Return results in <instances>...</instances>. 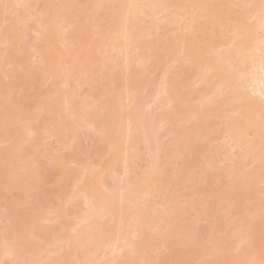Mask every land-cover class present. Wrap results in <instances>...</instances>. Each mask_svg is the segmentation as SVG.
I'll list each match as a JSON object with an SVG mask.
<instances>
[{
	"label": "rangeland",
	"instance_id": "rangeland-1",
	"mask_svg": "<svg viewBox=\"0 0 264 264\" xmlns=\"http://www.w3.org/2000/svg\"><path fill=\"white\" fill-rule=\"evenodd\" d=\"M45 1L0 0V264H264V0Z\"/></svg>",
	"mask_w": 264,
	"mask_h": 264
},
{
	"label": "bare ground",
	"instance_id": "bare-ground-1",
	"mask_svg": "<svg viewBox=\"0 0 264 264\" xmlns=\"http://www.w3.org/2000/svg\"><path fill=\"white\" fill-rule=\"evenodd\" d=\"M37 1H38V0H37ZM44 2L47 3V1H45V0H44ZM135 2H136V0H135ZM138 2H139V0H138ZM8 5H10V4H8ZM10 6H11V5H10ZM2 7L6 8L5 6H2ZM2 7H0V8L2 9ZM4 8L2 9V10L4 11V14H5V12L8 13V10H9V9H8L7 11H5ZM3 11H2V13H3ZM9 11H11V10H9ZM10 13H13V12H10ZM253 17H255V16L253 15ZM258 19H259L258 22H259V24H260V25H259V29H260L261 32H262V33L260 32V33L262 34V37H261V39H260V38H259V39L257 38V41H258V40H261V42H260V44H259V43H256V44H255V46H257V45L259 44L258 47H256L257 49L253 47V49H256L255 51L257 52V54H256V52L253 50L252 53H253V52H255V53H254V54H251V53H250V57H253V56L256 57V61H257L256 63H259L260 61H261L262 63H264V58H263V57H264V32H263V30H264V15H261ZM43 31H44V30H43ZM239 31H240V30H239ZM257 31H258V30H257ZM238 33H239V32H238ZM256 34H258V33H256ZM238 35H239V34H238ZM259 35H260V34H259ZM130 36H131V35H127L126 37H127V38H128V37L131 38ZM239 36H241V35H239ZM127 38H125V39L127 40ZM129 38H128V39H129ZM8 40H9V39H8ZM9 41H10L9 43H11V40H9ZM6 42H7V40H6ZM258 42H259V41H258ZM12 44H13V42H12ZM38 51H39V50H38ZM42 52H43V51H42ZM38 53H39V52H38ZM242 54L245 55V50L243 51ZM37 55H38V56H39V55L41 56V54H37ZM258 55H259L260 57H262V58L259 57V58H260V59H259V58L257 57ZM39 58H40V57H39ZM261 59H263V60H261ZM147 60H149V59H147V58H146V60L144 59V61H147ZM127 61H128V60H127ZM128 62H129V61H128ZM128 62H126V63L128 64ZM147 62H148V61H147ZM147 62H145V63H147ZM262 63H261V64L259 63V65H255V66H258V68H256V70L259 69L260 72L262 71V72L260 73V75H262L263 78L260 77V78H261V79H260V78L256 77L255 74H254V76H255L256 78H258V79L252 77L254 82L252 81V78H251L250 85H251L252 87H251V86H250V87L252 88V92H253V93L256 92V94H257V93H258V94H261V96L263 97V95H264V65H262ZM141 64H143V62H141ZM217 70H218V69H217ZM219 73H220V71L218 72V74H219ZM255 73L258 74L259 72H255ZM260 75L258 74V76H260ZM258 81H259V82H258ZM251 82H252V84H251ZM254 84H256V85L254 86ZM223 85H224V84H223ZM253 87L255 88V90H254ZM253 90H254V91H253ZM159 94H160L159 96H161V93H159ZM254 94H255V93H254ZM262 94H263V95H262ZM130 98H131V97L129 96V100H130ZM131 100H132V98H131ZM132 103H133V102H132ZM88 117H89V115H88ZM59 118H60V117H59ZM92 118H93V117H92ZM129 118H130V117H129ZM95 119H96V118H95ZM135 119H136V118H135ZM135 119H134V120H135ZM93 120H94V119H93ZM128 120H129V119H128ZM135 122H137V120H135ZM251 122H252V121H251ZM93 123H94V122H93ZM246 124H249V123L247 122ZM94 125H95V124H94ZM133 125H134V124H133ZM143 126H145V123L143 124ZM253 126H254V125H253ZM130 127H132V126L130 125ZM133 127H135V126H133ZM145 128H146V127H145ZM131 129H132V128H131ZM132 130H133V129H132ZM132 130H131V131H132ZM131 131H129V128H128V134H127V136H128V135H129V136H130V135L132 136V134H129ZM131 133H133V131H132ZM129 136H128V138H129ZM131 136H130V140H131ZM5 137L7 138V136H5ZM8 138H9V137H8ZM8 140H9V139H8ZM127 141L129 142L128 139H127ZM5 142H7V140H5ZM246 144H247V143H246ZM238 145H239V143L235 144L234 146H235V148L240 149V145H239V146H238ZM234 146H233V149H235ZM127 148H128V147H127ZM127 148H126V149H127ZM126 149H125V150H126ZM136 149H137V148L133 149V151H136V152H137ZM241 149H242V147H241ZM127 150H129V149H127ZM127 150H126L125 152H126V154H129V153H127V152H128ZM131 150H132V148H131ZM235 150H236V149H235ZM129 151H130V150H129ZM136 152H135V153H136ZM130 153H131V151H130ZM136 155H137V154H136ZM133 159H134V157H133ZM127 170H128V169H127ZM126 172H127V171H126ZM155 173H156V172H155ZM155 173H154V174H155ZM156 175H157V174H156ZM153 176L155 177V175H153ZM125 177H126V176H125ZM157 177H158V176H157ZM154 179H155V178H154ZM155 180H156V179H155ZM126 181H127V180H126ZM157 181H158V179H157ZM125 186H126V185H125ZM128 186H129V185H128ZM154 186H155V184H154ZM129 187H130V186H129ZM200 188H201V186H200ZM128 189H129V188H125V187H124V191H127ZM153 189H155V188H153ZM153 189H152V190H153ZM200 190H201V189H200ZM150 192L153 193V191H150ZM156 192H157V190H156ZM157 193H158V192H157ZM157 193H156V194H157ZM147 194H148V193H147ZM149 195H150V193H149ZM149 195H148L147 197H149ZM152 195H154V193H153ZM104 200H105V199H104ZM87 201H89L88 198H87ZM87 201H86V203H87ZM101 202H102V201H101ZM103 202H104V201H103ZM93 203H94V202L91 201L90 204H93ZM169 203H170V202H169ZM172 203H173V201H172ZM88 204H89V202H88ZM163 207H164V206H163ZM262 213H263V212H262ZM262 213H261V214H262ZM257 215H258V214H257ZM251 217H252V216H251ZM251 217H250L251 220H252V219H255V218H251ZM259 217H262V216H259ZM256 218H257V217H256ZM262 218H264V216H263ZM250 219H249V222H248V223H250V222L252 223V221H250ZM257 219H258V218H257ZM257 219H256V220H257ZM256 220H255V221H256ZM260 221H261V220H260ZM253 222H254V221H253ZM248 223H245V224L242 223V224H240V227H242V226H244V225L248 226V225H247ZM253 224H257V223H253ZM260 224L263 225V221H262V223H260ZM234 225L237 227V224L234 223ZM234 225L231 224V226H233V229H232L233 232H235V230H234ZM241 225H242V226H241ZM251 225H252V224H251ZM251 225H250V226H251ZM258 225H259V224H258ZM250 226H249V227H250ZM259 226H260V225H259ZM240 227H238V229L236 228V231L239 230V232H241L242 229H239ZM249 227H248L247 229H249ZM245 228H246V227H245ZM255 228H257V229L259 230V228H261V227L258 228V226L256 227V225H255ZM255 228H254V230H255ZM229 229H231V227H230ZM243 229H244V228H243ZM247 229H246V230H247ZM251 229H252V227H251ZM246 230H245L244 232H247ZM260 230H261V229H260ZM229 231H230V230H229ZM249 231H251V230H249ZM249 231H248V232H249ZM252 231H253V230H252ZM244 232H243L242 234H244ZM248 232H247V233H248ZM256 232H257V231H256ZM258 232H262V235H261V236L264 235V232H263V231H258ZM237 233H238V232H237ZM247 233H246V234H247ZM253 233L255 234L254 231L252 232V234H253ZM248 234H250V233H248ZM248 234H247V235H248ZM230 235L234 237V238L231 237V240L236 239V237H235V236H237L236 234H235V236H234L233 234H230ZM255 235H258V233L255 234ZM255 235L253 236V238L255 237ZM243 236H244V238H247V236L242 235V236H241V240H242V241H243V239H244V238H242ZM251 236H252V235H251ZM261 236H260V238L263 239L264 237H261ZM229 237H230V236H229ZM237 237H239V236H237ZM229 239H230V238H229ZM229 239H228V240H229ZM248 239H249V238H248ZM248 239H247V240H248ZM250 239H251V238H250ZM257 239H259V238H257ZM247 240H246V241H247ZM251 241L254 243V240H251ZM251 241H250V240L247 241V244L249 243L248 246H250V247L253 246V245H251L252 243L250 244ZM257 241H258V240H257ZM257 241H256V242H257ZM260 241H261V240H260ZM256 242H255V243H256ZM263 242H264V241H263ZM239 243H240V238H239ZM243 243H245V240L243 241ZM129 244H130V243L127 242V245H126V243H125L123 246L125 247V246H128ZM241 244H242V242H241ZM247 244H246V245H247ZM258 244H261V242L258 243ZM123 246H122V248H123ZM242 246H243V245H242ZM244 246H245V244H244ZM248 246H247V247H248ZM122 248H119V249H122ZM216 248H218V247H216ZM216 248H214L216 251H218V250L221 249V248H219V249H216ZM242 248H244V247H242ZM245 248H246V246H245ZM251 248H253V247H251ZM259 248H260V247H259ZM253 249H255V248H253ZM215 250L212 251V253L210 254V256L215 257V258L219 257V259H221V260L223 261V263L226 262V261L223 260V257H224V256L222 255L223 257H222V256L220 257V255H219V254H222L224 251L221 249L220 251H218V252H220V253H216ZM245 250H246V249H245ZM255 250H256V249H255ZM11 251H12V250H9V251L7 252V254H9V252H11ZM214 251H215V252H214ZM221 251H222V253H221ZM249 252H251V251H249ZM257 252H258V251H257ZM12 253H13V255H14V252H12ZM213 253H214V254H213ZM252 253H253V252H252ZM212 254H213V255H212ZM223 254H224V253H223ZM241 254H242V253H241ZM255 254H256V253H255ZM9 255H11V254H9ZM13 255H12V256H13ZM216 255H217V256H216ZM218 255H219V256H218ZM257 255H258V254H257ZM255 256H256V255H255ZM241 257H242V255H241ZM211 259H212V258H211ZM219 259H218V260H219ZM213 260L215 261L214 258H213ZM218 260H216V262H217ZM221 260H220V262H221ZM239 260L242 261L241 258H239ZM239 260H238V261H239ZM238 261H236V262L239 263ZM216 262H212V263L214 264V263H216ZM221 263H222V262H221ZM240 263H241V262H240ZM244 263L246 264L247 262L244 261ZM206 264H207V263H206ZM209 264H210V262H209ZM216 264H217V263H216Z\"/></svg>",
	"mask_w": 264,
	"mask_h": 264
}]
</instances>
